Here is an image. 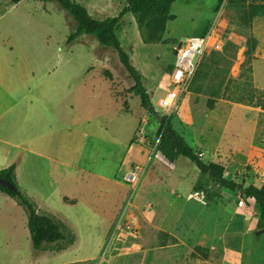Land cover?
<instances>
[{"label":"rangeland","instance_id":"374dc122","mask_svg":"<svg viewBox=\"0 0 264 264\" xmlns=\"http://www.w3.org/2000/svg\"><path fill=\"white\" fill-rule=\"evenodd\" d=\"M76 1L99 19L117 15L126 3ZM263 3L175 0L155 41H145L133 15L124 14L115 33L141 74L153 114L130 90L133 80L112 47L99 45L88 34L67 43L74 20L55 2L0 0V169L14 163L18 142L31 136L32 112H24L30 102L44 105L45 117L33 133L38 135L43 121L51 124L57 115L47 111L55 103L50 83L86 71L87 86L96 96L94 103L88 98L85 108L90 121L85 137L89 169L102 160L107 170L119 168L125 153L122 148L112 151L115 140L133 142L147 161L133 194L124 179L125 184L88 177L81 189L67 187L78 197L69 204L59 196L63 183L47 185V162L37 159L35 182L24 183L25 189L18 184L19 188L41 213L63 222V232L73 234L74 242L59 251L57 244L34 248L24 209L0 190V264H264V230L256 229L253 218L256 203L214 181L197 189L200 171L194 162L184 157L170 162L156 150L159 118L168 117L202 161L222 165L227 179L259 184L256 171L264 168L258 162L260 153L264 157V14L249 22L242 14L249 5ZM205 33L223 44L220 49L207 48L169 115L158 100L167 86L174 51L186 37ZM246 44L253 47L249 58ZM211 52L221 56H210ZM97 53L113 74L112 99L99 74L89 78L97 73L89 68L101 64ZM117 105V119L100 116V108L113 111ZM100 123L106 126L102 133ZM120 174L115 178L121 180ZM196 245L201 249L194 255Z\"/></svg>","mask_w":264,"mask_h":264},{"label":"trees","instance_id":"16d2710c","mask_svg":"<svg viewBox=\"0 0 264 264\" xmlns=\"http://www.w3.org/2000/svg\"><path fill=\"white\" fill-rule=\"evenodd\" d=\"M13 3H18L21 0H10ZM55 2L66 14L74 20V27L66 37L67 43H72L83 34L95 36L99 45L104 47H112L129 76L133 80V91L140 98V103L145 109H149L151 105L150 96L142 82V77L139 70L133 65L130 57L123 49L116 33V27L120 23L122 17L126 13H131L135 18L136 24L140 30L141 36L145 41L158 40L166 25L167 14L170 5L175 0H125L126 3L120 12L114 16H107L99 19L92 16L87 8L76 0H42ZM258 14H264L263 4H251L248 6V12L242 14L245 22H249L250 18ZM246 55L249 54L253 47L246 44ZM249 47V48H248ZM211 55H217L216 52H211ZM219 53L216 57H220ZM214 60V59H213ZM217 63V59L212 62ZM227 73V69L224 70ZM198 74L204 75V72ZM224 78V77H223ZM219 79V82L223 81ZM208 107H213V99L208 100ZM160 136L156 146L162 156L174 162L179 157H184L194 162L200 171V177L197 180V189L214 181L223 188L237 191L241 197L250 198L258 205L255 227L257 230H264V183L260 185L238 183L234 180L224 177V167L217 163H205L200 156L195 154L183 138V136L174 129L168 117H162L160 122ZM0 177L9 180L13 189H8L0 185V190L14 198L25 211L27 217V227L29 236L34 248H41L44 245L57 244L55 250H63L74 242V235L63 232L62 229L66 225L54 217L41 213L37 208L36 203L32 201L19 188L16 175L15 164L12 163L7 167L0 169ZM201 249L200 246H194V253Z\"/></svg>","mask_w":264,"mask_h":264},{"label":"crops","instance_id":"0c3cea01","mask_svg":"<svg viewBox=\"0 0 264 264\" xmlns=\"http://www.w3.org/2000/svg\"><path fill=\"white\" fill-rule=\"evenodd\" d=\"M80 39L81 38L77 40ZM96 57L101 64H96L89 68H96L97 72L89 78H95V76L99 74L100 80L105 84V91L112 99L113 94L110 87L112 85L111 78H113V74L105 63L102 54L97 53ZM105 70L108 72L106 75L102 73ZM86 74L87 71L80 76L50 83L49 89H51V92L55 96L52 98V102L55 103L52 106H48L47 111L49 113H56L57 115L51 124L48 123L47 120L43 121L44 129H42L38 135L33 133L35 128H38L41 124V122H39L41 117H45L44 114H41L44 105L34 107L32 101L30 102V105L27 106L24 112H27V114L32 112L31 118L33 124L31 136L18 142V150L14 158L16 179L18 184H21L23 188L24 183L35 182L33 180L34 169L36 167L35 161L39 158L45 160L47 162L45 165L47 173L46 184L52 187L50 184H55L57 186L63 183L64 189L59 192V196L62 197L65 203L69 204H73V202L76 203L78 197L70 194V190L67 187L71 189L80 187L81 189V186L87 183L88 177H92L94 180L112 181L113 179L122 181L133 163H147L145 154L135 149L133 147V142L130 141L129 143L125 142L123 144H118L117 140H115V147L112 151L115 150L116 152L119 148H122V152L125 153L119 168L107 170L103 163L104 160H102V162L96 164L94 170L89 169L90 163L87 161L85 137L87 126L90 121L87 120L85 108L88 98L91 100V103H94L96 96L94 95V89L88 88L87 86L88 76ZM77 78L80 79L76 80ZM117 107L118 105L113 111H109V108L107 109L106 107L105 111L100 108V112L102 113L100 116L111 120L117 119L118 116H120ZM91 112H94V109H92ZM105 127V124L100 123L99 132L102 133ZM112 151L107 150V153H111ZM100 157L102 159L104 158L102 155ZM258 162L261 166L264 165V157L261 153ZM118 171L121 173V180L115 178ZM256 172H258V179H260V182L259 184L255 183V185H260L264 183V168L261 167V169ZM113 176L114 178H111ZM125 185L128 186L130 192V186L128 184ZM29 191L33 194L35 193L33 189H29ZM247 199L250 200V198ZM257 212L258 205L256 204L255 214L253 216L255 220Z\"/></svg>","mask_w":264,"mask_h":264},{"label":"built area","instance_id":"2783aa9c","mask_svg":"<svg viewBox=\"0 0 264 264\" xmlns=\"http://www.w3.org/2000/svg\"><path fill=\"white\" fill-rule=\"evenodd\" d=\"M220 41L219 38L213 37L211 33H205L186 37L176 47L173 54L172 70L169 74L164 95L158 100V105L162 109L168 110L169 115L175 111L178 101L187 90L202 55L207 48L220 49L223 44ZM143 172L144 166L135 162L126 173L124 180L129 184L131 194L134 193Z\"/></svg>","mask_w":264,"mask_h":264},{"label":"water","instance_id":"95a60500","mask_svg":"<svg viewBox=\"0 0 264 264\" xmlns=\"http://www.w3.org/2000/svg\"><path fill=\"white\" fill-rule=\"evenodd\" d=\"M149 110L153 114H156V110L154 109V107L152 106V104L149 106ZM159 121L161 122V118H159ZM0 185L3 186V187H6L8 189H13L12 183L9 180H7L5 178H2V177H0Z\"/></svg>","mask_w":264,"mask_h":264}]
</instances>
